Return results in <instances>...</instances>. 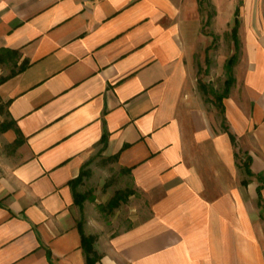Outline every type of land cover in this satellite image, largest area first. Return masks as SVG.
Segmentation results:
<instances>
[{
    "label": "crops",
    "instance_id": "crops-1",
    "mask_svg": "<svg viewBox=\"0 0 264 264\" xmlns=\"http://www.w3.org/2000/svg\"><path fill=\"white\" fill-rule=\"evenodd\" d=\"M208 46L193 0H0L23 67L0 81V264H264V40H241L222 113ZM97 153L135 191L126 227L75 205Z\"/></svg>",
    "mask_w": 264,
    "mask_h": 264
},
{
    "label": "rangeland",
    "instance_id": "rangeland-1",
    "mask_svg": "<svg viewBox=\"0 0 264 264\" xmlns=\"http://www.w3.org/2000/svg\"><path fill=\"white\" fill-rule=\"evenodd\" d=\"M195 13L201 24V32L208 37L209 46L195 55L196 84L205 102L217 107V97L225 88V82L232 76L233 68L241 54V40L250 34L264 40V0H193ZM238 10L239 49L231 39L234 13ZM236 54V59L229 61ZM22 64L15 56L0 55V81L14 74ZM246 157L238 156L240 163ZM80 181L74 189L88 207V219L94 218L98 223L110 229L126 227L137 216V197L126 172L119 170L113 160L97 153L85 165ZM84 214L82 220H84ZM117 227V228H116Z\"/></svg>",
    "mask_w": 264,
    "mask_h": 264
},
{
    "label": "trees",
    "instance_id": "trees-1",
    "mask_svg": "<svg viewBox=\"0 0 264 264\" xmlns=\"http://www.w3.org/2000/svg\"><path fill=\"white\" fill-rule=\"evenodd\" d=\"M238 10L235 11L234 13V23H233V27L231 29V39L233 41L234 47H235V53H237L238 49H239V39H238V28H239V20H238ZM236 59V54L235 56L232 57V59L229 61V65H232V63L235 61ZM23 67H21L19 70H22ZM233 77L231 76L226 82H225V88L223 93L217 97V107L219 108V111L222 113L223 112V107L221 104L222 99L226 98L228 93H229V89L231 88L232 84H233ZM243 167L244 170L246 172L247 175H251V172L249 170V159L246 160L243 163ZM258 180L261 183L260 186H258L257 188V194H258V200H259V206L262 207V196H261V190L262 188H264V178L258 176ZM80 181V176L78 178H76L75 180H73L71 182V187L74 188L76 187V185L78 184V182ZM74 202L77 205H81L82 199H80V197L74 193ZM91 243H92V239L91 238H85L82 235V246L84 251L88 254L91 250ZM87 264H91V261L88 259L87 257Z\"/></svg>",
    "mask_w": 264,
    "mask_h": 264
}]
</instances>
